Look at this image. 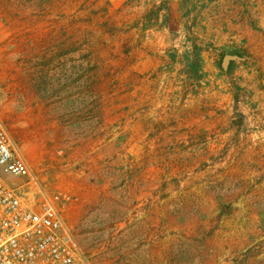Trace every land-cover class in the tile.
Segmentation results:
<instances>
[{
	"label": "rangeland",
	"instance_id": "rangeland-1",
	"mask_svg": "<svg viewBox=\"0 0 264 264\" xmlns=\"http://www.w3.org/2000/svg\"><path fill=\"white\" fill-rule=\"evenodd\" d=\"M161 1L0 0V121L90 264H264V0Z\"/></svg>",
	"mask_w": 264,
	"mask_h": 264
},
{
	"label": "built area",
	"instance_id": "built-area-1",
	"mask_svg": "<svg viewBox=\"0 0 264 264\" xmlns=\"http://www.w3.org/2000/svg\"><path fill=\"white\" fill-rule=\"evenodd\" d=\"M17 179L7 183L1 175ZM0 264H90L0 121Z\"/></svg>",
	"mask_w": 264,
	"mask_h": 264
},
{
	"label": "trees",
	"instance_id": "trees-1",
	"mask_svg": "<svg viewBox=\"0 0 264 264\" xmlns=\"http://www.w3.org/2000/svg\"><path fill=\"white\" fill-rule=\"evenodd\" d=\"M167 2H168V0L161 1V4L158 7H156V10H155L154 14H147L146 15V18H145L146 22H145L144 30L149 28V27H152V26H154L156 24L155 22H157V20L159 19L160 12L167 10V7H166ZM188 13H191V12L184 11L182 17H184V16L187 17Z\"/></svg>",
	"mask_w": 264,
	"mask_h": 264
},
{
	"label": "water",
	"instance_id": "water-1",
	"mask_svg": "<svg viewBox=\"0 0 264 264\" xmlns=\"http://www.w3.org/2000/svg\"><path fill=\"white\" fill-rule=\"evenodd\" d=\"M236 57L233 55L226 54L223 57L222 64L225 66L230 60L235 59Z\"/></svg>",
	"mask_w": 264,
	"mask_h": 264
},
{
	"label": "crops",
	"instance_id": "crops-1",
	"mask_svg": "<svg viewBox=\"0 0 264 264\" xmlns=\"http://www.w3.org/2000/svg\"><path fill=\"white\" fill-rule=\"evenodd\" d=\"M169 1V0H168ZM166 7H167V5H166Z\"/></svg>",
	"mask_w": 264,
	"mask_h": 264
}]
</instances>
